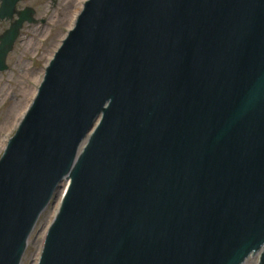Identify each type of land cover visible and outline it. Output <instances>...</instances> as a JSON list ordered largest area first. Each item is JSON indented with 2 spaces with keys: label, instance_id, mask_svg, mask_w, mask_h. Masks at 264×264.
<instances>
[{
  "label": "water",
  "instance_id": "95a60500",
  "mask_svg": "<svg viewBox=\"0 0 264 264\" xmlns=\"http://www.w3.org/2000/svg\"><path fill=\"white\" fill-rule=\"evenodd\" d=\"M62 194L37 264H264V0H85L0 156V264Z\"/></svg>",
  "mask_w": 264,
  "mask_h": 264
},
{
  "label": "rangeland",
  "instance_id": "374dc122",
  "mask_svg": "<svg viewBox=\"0 0 264 264\" xmlns=\"http://www.w3.org/2000/svg\"><path fill=\"white\" fill-rule=\"evenodd\" d=\"M40 1H46V3L42 6L39 17L47 18V21H38L37 27H33L32 30L25 29L15 56L17 58L21 54L20 71L9 69L0 73V156L37 92V90L33 92V88L38 89L46 66L61 45L68 30L73 26L85 0H57L56 3L52 0ZM50 5L52 6L50 9H53L47 10L46 7ZM46 13L52 15L53 18H49ZM70 23L73 24L70 26ZM24 90L28 92L25 94ZM13 105H15L14 111L8 116ZM2 144H4L3 147H1ZM54 214V211L48 212L36 236L29 264L38 263L47 227H49L47 225H50ZM251 264H259V258Z\"/></svg>",
  "mask_w": 264,
  "mask_h": 264
},
{
  "label": "flooded vegetation",
  "instance_id": "af4514ba",
  "mask_svg": "<svg viewBox=\"0 0 264 264\" xmlns=\"http://www.w3.org/2000/svg\"><path fill=\"white\" fill-rule=\"evenodd\" d=\"M54 3L57 2V0H52ZM52 2V3H53ZM77 2V1H76ZM45 2L37 1V0H0V48L4 46V48L12 47L7 54L0 52V65H6L7 68L0 71V73H3L6 70L9 69H17L20 71V55L15 58L18 47L21 42V37L24 36V31L26 28H29L32 30V28L37 27V20L39 22L47 21V18H41L40 12L42 11V6ZM52 7L51 5L46 7L47 10ZM46 10V11H47ZM49 18H53L52 15L49 13H46ZM74 18V17H73ZM22 21V26L19 29V33L17 35V38L13 42L12 46L11 43L6 42V44H3L2 37L4 36H13L14 31H18L17 27L19 26L20 22ZM73 23H70L72 25ZM36 32V30H35ZM35 34V33H33ZM34 36V35H33ZM3 130V128L1 127ZM1 137V136H0Z\"/></svg>",
  "mask_w": 264,
  "mask_h": 264
},
{
  "label": "bare ground",
  "instance_id": "6f19581e",
  "mask_svg": "<svg viewBox=\"0 0 264 264\" xmlns=\"http://www.w3.org/2000/svg\"><path fill=\"white\" fill-rule=\"evenodd\" d=\"M71 26V25H70ZM72 28V27H71ZM23 73V72H22ZM37 89H35V88H33V92H35ZM28 92V90H24V93L26 94ZM35 97V96H34ZM33 100V99H32ZM32 102V101H31ZM14 108H15V105H13L11 108H10V112L8 113V116H9V114L11 115V113L14 111ZM3 145L4 144H2L1 145V147H3ZM67 185H68V183H67ZM66 185V186H67ZM66 188V187H65ZM64 194V193H63ZM62 197H63V195H62ZM62 197L60 198V201H59V203H58V205H57V207H56V209H55V214H56V212H57V210H58V208H59V206H60V203H61V199H62ZM54 214V215H55ZM50 223V222H49ZM47 226H49V225H47ZM48 228V227H47ZM43 247V246H42ZM42 250V249H41ZM40 257V256H39Z\"/></svg>",
  "mask_w": 264,
  "mask_h": 264
}]
</instances>
